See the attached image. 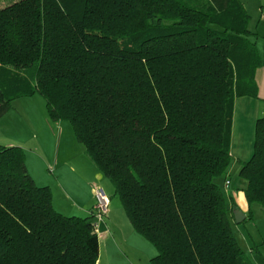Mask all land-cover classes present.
Listing matches in <instances>:
<instances>
[{"label":"trees","instance_id":"1","mask_svg":"<svg viewBox=\"0 0 264 264\" xmlns=\"http://www.w3.org/2000/svg\"><path fill=\"white\" fill-rule=\"evenodd\" d=\"M248 21L240 0L0 7V119L39 92L154 246L152 264H252L231 227L240 208L216 183L228 181L235 100L258 98ZM238 163L237 190L264 210V112ZM98 255L92 213L56 211L23 150L0 145V264H96Z\"/></svg>","mask_w":264,"mask_h":264},{"label":"rangeland","instance_id":"2","mask_svg":"<svg viewBox=\"0 0 264 264\" xmlns=\"http://www.w3.org/2000/svg\"><path fill=\"white\" fill-rule=\"evenodd\" d=\"M17 1L19 0H0V7ZM240 1L249 15L247 25L250 33L249 39L255 43L261 63L254 77L258 98L249 97V100H253V104L258 102L256 103L259 104L258 113H262L264 106L260 98H264V0ZM246 97L236 99L237 109H235L232 126V138L236 147L231 149L234 156L232 155L227 170V180L230 185L228 189H225L223 177L219 178L216 183L226 197L227 194L232 193L234 198H237L241 208L244 209L245 216L250 215L249 219L240 224L232 220V231L250 262L264 264V210L256 203L249 205L245 200L244 191L237 190L243 186V181L238 175L239 167L236 166L237 158L244 150H247L246 155L249 157L255 132V120L251 118L252 116L250 117L252 113L246 115L242 110L244 106L248 104L250 106ZM60 128L64 130V137L67 133L66 128H68L69 134L73 136L75 144L79 147L66 146L64 138L59 143L58 135L62 131L59 130ZM75 138L69 121L50 119L45 99L39 92L30 97L13 100L10 113L0 119V145L16 146L23 150L28 173L37 186L49 188L52 205L56 211L65 216L84 217L83 211L86 208L84 205L88 204L92 188L101 187L110 202L108 213L98 231L103 254H105L104 238L110 233V237H115L118 245L125 249L132 259L139 254L140 264H152L150 257L154 255V246L134 230L112 183L87 157L84 146ZM65 159L70 162L63 164ZM87 162L98 170L99 178L93 176L94 171L88 168L89 163ZM78 205L83 206L84 209L81 210Z\"/></svg>","mask_w":264,"mask_h":264},{"label":"crops","instance_id":"3","mask_svg":"<svg viewBox=\"0 0 264 264\" xmlns=\"http://www.w3.org/2000/svg\"><path fill=\"white\" fill-rule=\"evenodd\" d=\"M246 101H249V103H250V106H249V104L247 105V106H244V108L242 109L243 110V112H245L246 113V115L247 114H250V113H252V114H250V117L252 118V119H254L255 121H256V119L258 118V116H259V114H262V113H258V107H259V104H256V103H258V102H256L255 104H253V100H249L250 98L249 97H246ZM261 99V98H260ZM250 108V109H249ZM235 109H237V105H236V100H235V104H234V113H235ZM11 111V110H10ZM10 111L8 112V113H6L5 115H8L9 113H10ZM234 113H233V120H234ZM4 115V116H5ZM3 116V117H4ZM257 116V117H256ZM2 117V118H3ZM256 118V119H255ZM255 121H254V123H255ZM47 124H48V122H47ZM49 125V124H48ZM62 126V125H61ZM60 131L62 130V128H60L59 129ZM66 130H67V133H66V135H65V137H64V130H62L61 131V133H59V138H58V140H59V143H61L62 142V140H63V138L65 139V142H64V144L66 145V146H68V145H70V146H72V147H79V145L78 144H75V140H74V138H73V136H71L70 134H69V130H68V128H66ZM76 139V138H75ZM235 145H234V143H233V138H232V141H231V149H235ZM252 153V152H251ZM80 153H78V155H79ZM242 155H240L238 158H237V161L239 162V161H246L249 157H250V155H249V157H247L248 155H246V154H248L247 153V150H244L243 151V153H241ZM231 155H233L234 156V152L231 150ZM246 155V156H245ZM238 156V155H237ZM242 157V158H241ZM87 161V160H86ZM56 162H57V160H56ZM55 162V163H56ZM68 162H70L69 160H67V159H65L64 161H63V164H67ZM238 162H236V166L237 167H239V164H238ZM87 163H89V162H87ZM88 166V168L90 169V170H92V171H94V177H96V178H99L100 177V174H99V172H98V170H96V168H94V166H90V163H89V165H87ZM92 167V168H91ZM89 176H91V175H89ZM97 187V186H96ZM95 188V187H94ZM94 188H92V190H91V197H90V199H88V204L87 205H84L86 208L84 209V207L83 206H81V205H78L79 206V208L82 210V209H84L85 211H83V213H84V215L85 216H88V215H90L91 213H92V211H93V208H94V204H95V201H94V197H93V190H94ZM101 188V187H100ZM54 199V198H53ZM246 200V199H245ZM235 201L237 202V204H238V206H239V208L242 210V211H244V209H242L241 208V206H240V204L238 203V200H237V198H235ZM58 210V209H57ZM103 223V222H102ZM101 223V224H102ZM105 223V222H104ZM104 236H105V234H104ZM142 237V236H141ZM98 238H99V255H98V260H97V263L96 264H140L141 263V258H140V255L139 254H137L136 256H134L133 257V259H132V257L127 253V251L125 250V249H123V248H121L120 247V245H118V243H117V241H116V239H115V237H110V233H108L106 236H105V240H104V245H105V250H104V252H105V254H103V252H102V249H101V243H100V237H99V235H98ZM138 239H140V238H138ZM154 249V248H153ZM153 254L154 255H151V257H150V259H152L153 257H155L156 256V254H157V252H156V250L154 249V251H153Z\"/></svg>","mask_w":264,"mask_h":264},{"label":"built area","instance_id":"4","mask_svg":"<svg viewBox=\"0 0 264 264\" xmlns=\"http://www.w3.org/2000/svg\"><path fill=\"white\" fill-rule=\"evenodd\" d=\"M230 185L229 181L224 182L225 189H228ZM93 196L95 199L94 208L92 211L93 215V227L98 234L100 224L103 222L104 217L108 213L109 199L105 196L102 188L95 187L93 190Z\"/></svg>","mask_w":264,"mask_h":264},{"label":"water","instance_id":"5","mask_svg":"<svg viewBox=\"0 0 264 264\" xmlns=\"http://www.w3.org/2000/svg\"><path fill=\"white\" fill-rule=\"evenodd\" d=\"M245 218L246 216L241 209L233 210V219L237 224L243 222Z\"/></svg>","mask_w":264,"mask_h":264}]
</instances>
